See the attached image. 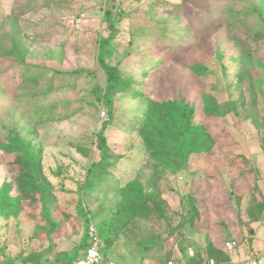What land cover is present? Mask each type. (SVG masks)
Instances as JSON below:
<instances>
[{"label": "rangeland", "instance_id": "1", "mask_svg": "<svg viewBox=\"0 0 264 264\" xmlns=\"http://www.w3.org/2000/svg\"><path fill=\"white\" fill-rule=\"evenodd\" d=\"M135 1L130 16L119 15L118 32L103 48L104 59L132 81L114 96L108 119L106 75L98 62L99 39L109 32L107 1L0 0V193L8 187L18 194L11 188L19 170L11 150L16 136L7 138L13 129L39 157L55 197L50 215L44 216L39 201L23 197L19 212L0 217V264H54L58 252H71L83 233L79 201L89 219L109 232L108 239L101 237L104 258L98 264H140L150 247L161 249L164 259L188 247L195 253L207 241L224 248L226 237L236 240L250 228L246 205L253 196L263 198L264 0ZM176 3L193 20L178 13ZM145 27L174 32L161 39ZM247 49L253 63L241 67L239 53ZM208 94L223 115L205 114ZM173 99L193 108L194 123L206 128L213 144L191 153L185 170L158 174L137 126L150 100ZM101 129L109 147L103 155ZM103 156V165H112L95 168L82 187L88 166ZM134 179L156 186L163 209L175 216L173 226L177 213L196 208L182 236L175 232L143 248L141 240L157 236L165 222L157 227L140 217L113 232L122 215L120 189Z\"/></svg>", "mask_w": 264, "mask_h": 264}, {"label": "trees", "instance_id": "2", "mask_svg": "<svg viewBox=\"0 0 264 264\" xmlns=\"http://www.w3.org/2000/svg\"><path fill=\"white\" fill-rule=\"evenodd\" d=\"M31 1V4H35V2H45V0ZM124 2L125 0L119 3H116L113 0L107 1V8L104 12V16L106 18L109 32L106 36H102L99 39L98 62L106 75L102 100L109 109V115L107 116L108 119L109 117L111 119L113 116L112 109L114 105V96L116 93L124 91L126 86H128L129 83H132L128 78L122 77V73H120L116 65L109 64L103 57V48L112 38H114L115 33L118 32L116 24L119 15L123 14L130 16L131 12L133 13V8H131V6L136 1L131 0L128 5H123ZM176 5V7H178L176 9L178 13L188 19L194 17L191 13H185L182 3H176ZM154 6L155 4L152 7L154 8ZM152 7L150 8V11L153 10ZM188 9L191 10V8ZM180 20V18H176L175 23L180 22ZM144 29L152 35L157 34L161 39L169 38L170 34L174 32L172 28H167L163 32L150 27H145ZM152 40L154 39L148 40L147 42H152ZM239 56L241 67L244 66L246 62L253 63L250 58L252 54L249 52V49L246 51H240ZM197 66L191 65L190 68L196 70ZM200 67L203 68V65ZM203 101L205 114L209 116H220L224 114V112L219 109V104L216 103V98L212 95H204ZM103 131L104 129H101L97 136V143L102 155L106 150H109ZM7 132V138L10 136V133L13 135L15 134L16 136L15 142L17 143V147H14L11 150L17 151L15 164L19 166V170L17 175H14L13 177L15 185L11 188L18 191V194L12 196L10 193L11 190L8 187L0 193V217H10V210H14V213H11V216L16 212H19L21 210V199L23 197L29 198L32 203L39 201L42 204L44 216L50 215L53 203L55 202V197L52 195L53 192L51 185L46 181L45 176L41 171L39 157L28 142L20 136V133H15L13 129H8ZM137 132L142 139L145 151L150 158L154 160L153 168L157 170L158 174H162L166 172V170L176 173L185 170L191 153L208 151L212 148L213 144V140L210 134L206 131V128L194 123V110L183 100H150L147 104V109L143 112V118L138 123ZM104 160L103 156L99 161L93 162L88 166L82 187H86V185L90 183L89 178L95 168L105 167L107 164L112 165V161L110 160H106L105 165H103ZM120 191L122 198L118 202V207L120 208L122 215L118 217V219H120L118 220L119 228L118 230L113 231L114 233H120V227H124L128 222H132L135 217L153 220L154 225L157 227L160 222H165V229L157 236H154V233H151L149 237L146 236V238L141 240L143 248L148 247L152 243H160L171 237L175 232H179V235L182 236L181 227L183 223H186L187 220L193 222L197 216L195 207L193 208V214L190 212L191 210H182L177 213L179 216H176L178 221L175 226H173L175 216L167 214L165 209H163V202L153 183L149 186H145V184L134 179L130 184L122 187ZM80 202L81 201H79L77 208L83 217V233L81 239L71 252L66 250L58 252L54 264H75L82 258L89 245L87 236V223L89 217L83 210ZM263 206V198L260 199L259 197L256 198L253 196L249 199L244 213L247 217L248 225L259 220ZM189 213L192 215L189 216ZM154 214H156V217H153ZM47 219L48 221L51 220V216H48ZM124 221H126V223H124ZM97 226L100 236L104 239H108L110 237L107 235L109 232L106 233L102 231L103 222H98ZM52 231H50L49 234ZM212 251L218 255L219 259L224 255V259L228 260L227 252L224 251L221 246H216L212 241H207L205 246L199 248L197 252L192 255L193 257L191 256L190 260H196V264H200L203 254ZM31 255L32 254H29L25 257L26 262L33 258V255Z\"/></svg>", "mask_w": 264, "mask_h": 264}, {"label": "crops", "instance_id": "3", "mask_svg": "<svg viewBox=\"0 0 264 264\" xmlns=\"http://www.w3.org/2000/svg\"><path fill=\"white\" fill-rule=\"evenodd\" d=\"M260 192L263 195L264 199V175H262V178L260 179ZM248 230H242L240 234H238L236 240L233 238L226 237L223 241L224 243L229 240H234L237 242V246L234 247L233 250L229 251L225 247L223 250L227 252L228 254V260L224 259V255H222L219 259L218 255L216 254L213 256L212 254L205 253L203 254L202 261L200 264H205V259L208 256H212L215 258L220 264H236L242 261L247 260L248 258H251L253 255H257L258 261L262 264L264 263V206L261 211V215L258 221L251 223L249 225ZM203 247V246H202ZM201 247V248H202ZM186 248L185 254L177 252L173 255L171 258L164 259L163 254L164 252L161 249L156 248H148L147 252L145 253L144 261H142L140 264H167L168 261H172L174 264H196L195 261H191V256L187 254ZM200 248V247H199ZM197 251H195L196 253ZM194 253V254H195ZM203 253V252H201ZM193 257V256H192ZM137 257L135 259H132V262H136ZM125 264V263H120ZM130 264V263H129Z\"/></svg>", "mask_w": 264, "mask_h": 264}, {"label": "built area", "instance_id": "4", "mask_svg": "<svg viewBox=\"0 0 264 264\" xmlns=\"http://www.w3.org/2000/svg\"><path fill=\"white\" fill-rule=\"evenodd\" d=\"M104 1H108V0H104ZM113 1L119 3L124 0H113ZM100 114L102 116H105V112L103 110H101ZM87 236L89 240V245L82 258L79 259L75 264H98L104 258L103 241L99 234L97 225L95 224L93 219H89L87 223ZM224 244L227 250L229 251L233 250L234 247L237 246V242L234 240L226 241ZM187 254L189 256H192L194 254V250L192 248L187 249ZM167 264H174V263L172 261H168ZM205 264H220V263L212 256H208L205 259ZM236 264H261V263L258 261L257 255H253L251 258H248L247 260Z\"/></svg>", "mask_w": 264, "mask_h": 264}]
</instances>
